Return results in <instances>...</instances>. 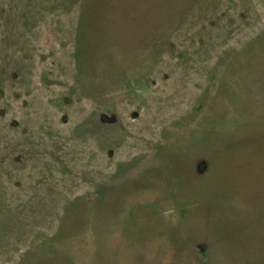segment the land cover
I'll use <instances>...</instances> for the list:
<instances>
[{
  "label": "rangeland",
  "instance_id": "1",
  "mask_svg": "<svg viewBox=\"0 0 264 264\" xmlns=\"http://www.w3.org/2000/svg\"><path fill=\"white\" fill-rule=\"evenodd\" d=\"M0 264H264V0H0Z\"/></svg>",
  "mask_w": 264,
  "mask_h": 264
}]
</instances>
